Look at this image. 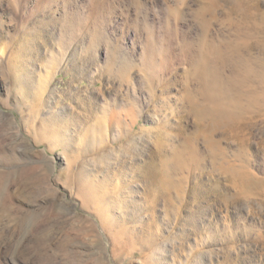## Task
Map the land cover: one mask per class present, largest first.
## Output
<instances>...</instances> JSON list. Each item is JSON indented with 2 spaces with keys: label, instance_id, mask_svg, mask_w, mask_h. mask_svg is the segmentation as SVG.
<instances>
[{
  "label": "rangeland",
  "instance_id": "obj_1",
  "mask_svg": "<svg viewBox=\"0 0 264 264\" xmlns=\"http://www.w3.org/2000/svg\"><path fill=\"white\" fill-rule=\"evenodd\" d=\"M203 4L0 0V264H264V118L210 121L198 64L235 91L264 43Z\"/></svg>",
  "mask_w": 264,
  "mask_h": 264
},
{
  "label": "bare ground",
  "instance_id": "obj_2",
  "mask_svg": "<svg viewBox=\"0 0 264 264\" xmlns=\"http://www.w3.org/2000/svg\"><path fill=\"white\" fill-rule=\"evenodd\" d=\"M250 1L251 0H203L204 4L202 9L200 8V11L202 14L215 13L220 6H225L223 3H226L227 6L230 5V10L227 12V15L231 19L229 20L230 26L235 30V37L243 38L247 42H253V38H255L256 42L264 43V10L260 8L258 2H253V5L248 4ZM257 37H260V39ZM227 42L228 41H226V43ZM206 43L208 42L206 41ZM229 44L231 45V43ZM246 48L247 49L245 50L243 47L244 51L241 47L229 49V56L227 55L229 58L225 59V62L228 61L230 66L232 65L233 67L232 74L227 77L229 78L230 76L239 81V87L237 86V90L235 91L233 90L235 87L232 88L228 80H223L222 78L221 81L220 76H217L219 78L213 76L214 69L211 63H213L217 56L213 57L210 49L206 50L204 48L203 53L205 54L201 53L203 55L202 62H198L199 65L205 62L203 67L201 65L202 68L198 66L200 68V75L204 80L203 82L201 81V83H204V86H202L203 92L201 94L205 97V102L202 103V108L209 118H212L210 121L213 122V120H217V122L221 124V127L223 125L228 126V130L231 127H236L234 129L235 131L237 129L238 122H241L244 118H248V116L250 118H264V57L254 56L252 51L253 46L250 47L249 45V47L247 46ZM261 50L262 55H264V46L261 47ZM217 59L218 58H216V60ZM229 81L231 83V80ZM210 102L211 105L209 104ZM210 124L212 123L210 122ZM238 128L242 130L241 127ZM238 176L244 180V184L247 183L248 172L246 174V170L240 172L237 171V177Z\"/></svg>",
  "mask_w": 264,
  "mask_h": 264
}]
</instances>
